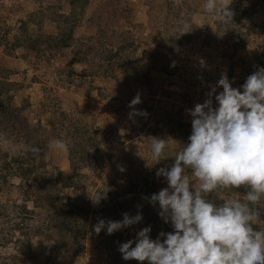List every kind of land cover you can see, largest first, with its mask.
Here are the masks:
<instances>
[{
  "label": "trees",
  "instance_id": "16d2710c",
  "mask_svg": "<svg viewBox=\"0 0 264 264\" xmlns=\"http://www.w3.org/2000/svg\"><path fill=\"white\" fill-rule=\"evenodd\" d=\"M91 1H99L98 5H92L98 8L97 12L103 10L110 14L111 7H114L112 1L107 0H66L69 11L61 13L57 9L54 19H52L56 25L55 34L41 35L36 38H32L30 35V22L35 21L34 16L29 15L27 20L21 18L18 20L19 34L13 36V42L8 45V50L13 53L17 48L22 47L23 50L34 53L37 59H42L48 67L51 65L50 58H55L58 51L72 49V55L76 57L72 61L79 63L82 67L79 72L82 77L96 75L97 71L107 67L116 58L118 60L116 65L122 69L125 81L135 77L137 81L148 85L149 78L154 76L152 73L155 70H164L168 62L173 59L182 40L188 41L191 38V25H189L188 18L177 23V28L180 31L177 33V31H170L169 26L150 16V23L152 22L153 26L152 33L153 35L159 33L161 41H156L151 52L144 51L140 58H134L132 57L134 54L128 51V48L135 51L133 40L127 38L123 44H118L115 48L112 47L113 41L120 37L114 36L115 31L107 34V31L100 25V18L94 16L93 19L90 18V22L94 24L93 29L96 36L77 40L73 35L74 28L77 23L89 19L85 15L91 7ZM231 2V10L235 15L233 21L225 23V25L229 31L236 34L241 20L249 19L252 14L256 13L253 11V2L256 1L231 0ZM151 6L153 4H150ZM176 9L178 12L180 11L178 8ZM114 11L116 10L114 9ZM169 11L170 8L165 7L166 17L169 16ZM42 14L40 13L39 17L40 24L45 18V15ZM245 30L264 39L262 25L254 23L246 26ZM94 43L97 47H94ZM233 44L240 47L242 41L234 38ZM46 54H48L47 58H45ZM94 56H97L103 65H100L99 61L95 62L94 58L96 57ZM248 63L250 64H244L238 76L235 75L236 72L230 73V82L234 88H242L250 74L258 67H264V47L261 49L260 46H257V52ZM71 70L73 69L67 67V73L73 72ZM1 71L0 196L5 191L9 196L16 194L20 203H14L11 208L18 207L20 214L16 218L21 219L19 222L12 221L7 228L3 227L5 220H0V245L11 244L13 248H17V252L13 256L8 255L11 262L21 253L32 258L31 242L33 238H38V235L42 236V240L39 239L41 242L52 241L51 247L56 253L78 254L81 251V242L86 235V227L90 219L93 220L94 225L98 219L121 221L124 213L134 216L139 210L143 215V221L140 224L122 229L112 235H108L106 229L99 235L95 233L99 246L110 251L108 259L111 264H139L135 260L125 261L118 251L119 245L136 239V234L145 227H151L150 237L153 240L160 238L161 232L173 231L171 224L165 223L160 217L159 205L153 206L148 198L167 187L164 178H157L156 171L161 167H170L175 162V157L182 150L183 144L188 143V137L192 130L191 120H182L183 110L181 109L161 115L157 119V124L161 126L165 138H170L169 140L173 141L177 148L172 149L168 143L160 160H155L152 164V171L143 163L140 164L141 169L135 170L136 167H132L128 155L123 154L124 156L119 157L115 163L112 161L115 157L113 151L108 152L110 147L107 151H103L101 148V143L109 139L117 140L114 133L116 131L106 127L96 130L94 124L87 126L81 119L68 120L63 112H61L60 118H64V121L60 118L55 120L49 129L44 128L39 122L31 126V123L23 115V109L27 105L21 103L19 106H14L12 104L14 97L11 93L15 94L20 91L22 85L7 79L9 71L5 69H1ZM218 91H222V89ZM65 122L68 123L65 124ZM117 128L114 126L113 129L117 130ZM56 139L63 140L69 147V151L64 153L71 175H64L59 167L62 158H65L61 154V150L54 146L49 147L50 142ZM33 148H39V154L34 155ZM106 160L110 165L106 163ZM121 160H125L127 163L126 171L125 164L120 163ZM39 169L42 170V173L34 176ZM104 172H106L105 177L97 180ZM133 173L137 174L136 177ZM29 179L34 180L35 184L32 187L26 185ZM192 185L195 186L193 183ZM94 189L95 197L98 193L107 191V199L101 200L96 208L91 205V194ZM73 191H76L77 194L74 195ZM244 191L243 188L217 191L206 194V199L219 204L228 198H242ZM129 195L133 196L128 197ZM95 197L93 196V198ZM256 207L260 212V217L254 227L262 229V223L258 222H264V198ZM7 212L1 211L0 204V219ZM29 216L37 219L38 227L25 231V238L14 239L15 243H11L12 239L6 234L12 235L17 224L19 223L22 227L21 222ZM22 241L25 243V247L20 248L18 245ZM47 256L49 257V255ZM8 257L4 256L2 259Z\"/></svg>",
  "mask_w": 264,
  "mask_h": 264
},
{
  "label": "rangeland",
  "instance_id": "374dc122",
  "mask_svg": "<svg viewBox=\"0 0 264 264\" xmlns=\"http://www.w3.org/2000/svg\"><path fill=\"white\" fill-rule=\"evenodd\" d=\"M107 1H112L114 5L110 14L103 10L97 12L98 8L92 5H98L99 1H91V7L85 15L89 19L76 24L73 31L74 38L80 40L88 36H96L94 24L90 22V18L96 16L100 18V25L107 34L115 31L114 36L120 37L113 41L112 47L123 44L127 38L133 40L135 51L133 52L131 48H128V51L134 54L132 55L134 58H140L144 51L151 52L156 41H161L159 33L155 35L152 33L150 16L169 26L170 31L177 33H180L177 23L189 19L190 40H182L173 59L168 62L164 70H155L152 73L154 76L149 78L148 85L137 81L135 77L125 81L122 69L116 65L118 62L116 58L107 67L97 71L96 75L82 77L79 74L82 67L72 61L76 58L72 55V49L58 51L55 58H50L51 65L48 67L42 59H37L34 53L23 50L22 47L17 48L13 53L8 50V45L13 42V36L19 34L18 20L21 18L27 20L29 15L35 18V21L30 22L32 38L55 34L56 25L52 19L57 9L61 13L69 11L66 0H0V72L1 69L9 71L7 79L22 85L20 91L11 93L14 97L12 104L27 105L23 109V115L31 126L39 122L44 128L49 129L63 112L68 120H84L83 123L87 126L94 124L96 130L106 127L117 132H114L117 140L109 139L101 143L103 151H107L108 147H110L108 152L113 151L115 156L113 162L116 163V160L125 154L128 155L132 167H136L135 170L141 169L140 164L143 163L152 171V164L156 159L151 154L150 138L166 139L161 126L157 124V119L170 111L181 109L182 120L190 121L191 117L187 110L194 108L196 103L204 102L206 93L210 91L209 86L216 84L222 73L226 72L229 80L232 72H236L235 75L238 76L244 64H250L248 62L257 52V46L263 49L264 39L245 30V27L255 23L262 25L264 29V0H250L256 1L253 2V11L256 13L249 19L241 20L236 34L229 31L225 23L205 13L203 5L206 0ZM150 4L153 6L150 7ZM59 6L61 7L58 8ZM165 7L170 8L167 17ZM175 7L180 11L178 12ZM40 13L45 15L41 24ZM234 38L242 41L240 47L234 46ZM94 47H97L96 43ZM47 56L48 54L45 58ZM94 57H96L95 62L98 63L99 59L97 56ZM99 63L103 65L101 60ZM67 67L73 69L71 70L73 72L67 73ZM155 77L157 78L154 79ZM238 88L242 91L241 87ZM137 94L140 95L141 103L136 105V109L146 111L148 115L130 119L129 113L132 109L128 105ZM60 120L64 121V118ZM114 126L116 128L118 126L117 130L113 129ZM168 143L172 149L177 148L173 141L169 140ZM60 152L65 156L63 151ZM106 163L110 165L107 160ZM120 163L125 164L126 171L128 167L125 160H121ZM68 166L65 156L59 165L64 175L72 174ZM39 173H42L41 169L34 176ZM133 174L136 177L137 174ZM105 175L106 172L100 178L95 177L99 180ZM190 180L194 185L198 183L194 177ZM34 184L32 179L26 183L27 187H32ZM72 193L77 194L76 191ZM95 193L94 189L91 198L95 197ZM10 195L5 191L0 196L1 211L9 212L0 219L5 220L4 228L9 227L14 220L21 221L20 218H16L20 214L18 207L11 208V205L19 204L20 201L16 194ZM131 196L133 195L128 197ZM91 205L94 208L97 206L93 204L92 199ZM258 223H262L264 229V222ZM21 224L22 227L17 224L12 235L6 234L12 239L11 243H15L14 239L25 238V231L36 229L39 222L29 216ZM93 226V220L90 219L78 254L56 253L51 247L53 242H41L42 236L38 235V238H33L31 242L32 258L21 253L11 262L8 255L13 256L17 248H13L11 244L0 245V264H111L108 259L110 251L99 246ZM18 247H25V243L20 242ZM4 256L8 258L2 259Z\"/></svg>",
  "mask_w": 264,
  "mask_h": 264
},
{
  "label": "clouds",
  "instance_id": "9594fccd",
  "mask_svg": "<svg viewBox=\"0 0 264 264\" xmlns=\"http://www.w3.org/2000/svg\"><path fill=\"white\" fill-rule=\"evenodd\" d=\"M231 0H206L207 15L222 22L233 21ZM203 103L188 109L191 135L170 167L156 171L167 187L149 197L159 205V215L173 231L150 237L151 227L136 234V239L119 245L125 261L139 264H264V229H257L260 212L256 205L264 198V67H258L242 85L234 88L226 72L209 86ZM222 89V91H218ZM215 101V105H214ZM137 94L128 107L129 118L147 117L137 110ZM151 154L157 161L169 139L151 137ZM69 151L61 139L49 147ZM34 155L39 148H33ZM123 171V169H121ZM190 177L198 182L192 185ZM243 188L242 198H228L216 204L206 194ZM94 205L107 199V191L91 198ZM139 209V206H138ZM142 212L123 214L121 221L98 219L93 226L99 235L106 229L112 235L140 224Z\"/></svg>",
  "mask_w": 264,
  "mask_h": 264
}]
</instances>
